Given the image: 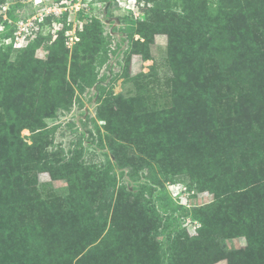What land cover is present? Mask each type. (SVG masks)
I'll return each mask as SVG.
<instances>
[{"label": "trees", "instance_id": "trees-1", "mask_svg": "<svg viewBox=\"0 0 264 264\" xmlns=\"http://www.w3.org/2000/svg\"><path fill=\"white\" fill-rule=\"evenodd\" d=\"M145 1L153 2V8L166 2ZM214 3L221 8L220 12H228V21L222 24L223 21L218 20L215 30L207 37L208 34L201 29L195 18V23L188 25V28L179 27L180 35L172 36L169 46L173 47L172 51L178 57L189 56L194 51H189L193 43L191 38L185 39V32L194 28L191 33L200 40L199 50L218 52L220 65L229 68L225 75L217 74L206 85H202L201 79L193 76L202 69L193 54V68H189L183 61L171 64L172 85L176 86L177 92L172 100L176 105L175 110L138 112L131 101L119 102L109 90L98 107L97 117L106 121L108 131L120 132L119 136L131 139V144L144 151V165L151 172L154 171L152 163L155 162L165 180L175 182L188 178L187 187L190 190L195 187L206 188L214 193L216 202L192 209L193 216L202 223L197 236L190 239L183 230L175 236L169 234L163 242L156 241L160 235L157 231L164 225L163 218L152 203L150 219L155 223L152 240H144L148 236L142 230H137L129 233L123 242L118 240L120 237H113V232H108L107 237L98 243L97 246L102 249H122L112 264H211L217 257H227L229 262L238 260V263L246 264L254 259L258 261V256L264 254V245L260 244V239L264 243V52H258V60L256 58L252 67L238 69L242 56L257 52L249 38V17L243 11L246 5H250L253 10L254 5L248 0H215ZM260 7L264 9V6ZM10 16L17 20L16 16ZM181 16L185 24L193 17L187 10ZM90 23L81 34L80 40L85 43L74 52L69 71V78L80 92L105 78H98L97 72L86 63L90 53L91 56L96 55L98 66H102L108 57L107 41L99 35V23ZM254 24L264 25V15ZM12 27V24L5 23V31L0 40L10 37ZM137 30L143 32L146 29L143 26ZM134 42L131 51L145 57L147 49L139 47L137 41ZM261 43L264 48V33L261 34ZM86 44L90 52L86 51ZM37 45L36 41L31 42L22 49L16 57L17 63L8 59L11 47L0 46V140L7 142L6 137L12 134L17 136L23 128L35 132L32 148L35 149L38 161L33 165L32 160L30 162L28 158H23L25 160L22 165L31 170L34 168L36 173L47 171L54 180H69V192L58 205H49L40 196H32L31 201L12 203L9 206L0 205V264H71V260L77 257L72 249L74 245L77 247L76 238L82 236L83 231L91 229L93 233V230H97L91 227L90 221L93 220L98 229L104 226L101 218H96L95 212H88L84 206L85 201L92 196L87 178L79 182L82 180L79 172H84L86 168L79 161L81 153L67 161H60L47 149L52 143L55 127L44 129L42 122L35 121L38 113L47 116L52 115L55 109H68L74 92L71 83L65 78V67L56 66L50 72L33 71L35 66L38 68L36 60L32 61ZM54 46L64 47V38L57 40ZM67 53V50H63L52 60L63 58L66 62ZM128 53L126 64L131 61ZM233 67L236 69L233 70ZM227 82L232 88L231 93L223 97L221 89ZM223 98L227 102L225 105ZM199 99H203V107L207 105L205 116L197 115L199 118L194 122L196 127L182 123V120L193 121L190 120L192 116H183ZM113 105L118 114L113 112ZM218 114L222 116L218 117ZM241 119L247 121L250 128ZM231 121L238 124L237 129L231 130ZM97 132L102 140L101 132ZM11 146L13 149L8 157L11 160L19 158V142L17 144L15 141ZM116 158L123 166L127 164L123 163L125 159ZM18 162L11 161L12 168ZM4 165L6 162L0 164V202L4 203L5 198L11 199L12 196L23 201L22 186L25 185H19L21 179L9 180L4 176ZM90 168H94L99 176L110 173L108 162ZM36 173L31 174L34 176L32 180H27L29 184L33 183L32 187H28L33 194L38 192L34 186ZM240 174L244 175L242 182L235 179ZM160 206L167 212L169 205ZM19 212L28 217L17 220L15 216H19ZM224 215L225 219L222 218ZM175 231L180 232L174 227ZM141 235H144V239L138 241ZM219 235H244L248 245L238 251H223L217 246ZM77 262L85 264L80 258Z\"/></svg>", "mask_w": 264, "mask_h": 264}, {"label": "rangeland", "instance_id": "rangeland-1", "mask_svg": "<svg viewBox=\"0 0 264 264\" xmlns=\"http://www.w3.org/2000/svg\"><path fill=\"white\" fill-rule=\"evenodd\" d=\"M214 1L166 0L164 4L154 8L153 2L145 0H4L0 2V36L5 31V23L13 26L10 37L0 40V46L11 47L8 59L17 63L15 60L17 55L22 52L21 50L36 41L38 45L34 50L32 61L36 60L38 68L35 66L33 71L38 73L41 70L42 72L48 70L50 72L56 66L65 67V78L71 83L74 91L68 109L58 108L52 115L47 116L38 113L36 115L38 119H35L36 122L44 124V129L55 127L52 143L47 149L55 154L60 161H67L81 153L79 161L86 168L84 172H79L82 179L79 182L85 181L87 178L90 186L88 190L92 196L91 199L85 201L84 206L88 212H95V217L101 218V221L104 222L103 228L98 229L94 225L95 222L91 220V227L97 230H93V233H91V229L87 232L83 231V235L76 238L77 247L75 248L76 245H74L72 249L77 257L71 260V264H79L77 262L79 258L85 264H112L122 249L117 247L115 250H108L97 246L103 238L107 237L108 232H113V237H120L118 240L123 242V239H126L132 231L142 230V233L148 238L144 239V235H141L138 237V241L140 239L152 240L155 232V223L150 219L152 203L158 208L156 211L164 222V225L157 231L160 235L156 241L163 242L169 234L175 236L182 233L183 230L190 239L199 234L202 223L193 216L192 209L213 203L216 197L214 193L206 188L195 187L190 190L187 187L188 178L175 182L165 180L155 162L152 163L154 171L151 172L146 164L144 165L143 159L146 157L144 151L131 144V139L119 136L120 132L111 133L108 131L105 125L106 121L97 117V110L109 90L113 96L117 97V101H131L133 108L138 112L148 110L161 113L162 111L175 110L176 105L172 100L177 92H175L176 86L172 85L171 64L183 61L189 68H193L195 67L191 59L193 54L199 61L200 67L202 66L200 72L193 76L200 78L203 82L202 85H206L217 74L224 73L225 75L229 68L220 65L218 52H212V49V51L199 50L200 40L191 33L194 28L185 32L187 36L185 39L191 38L193 43V47L189 51H194L190 52L189 56L178 57L172 51L173 47L169 46L171 37L180 35L179 27L188 28V25L194 24L197 20L201 29L209 37L215 30L218 20H222V24L224 21H228V12H220L221 8ZM248 1L254 5L253 10L250 9V5H246L243 11L244 15L249 17V33L251 35L249 38L253 41L257 52L247 57L242 56L243 59L237 65L240 66L238 69L252 67L256 58L258 60V52H264L261 43V34L264 32H260L261 28L264 29V25L254 24L264 15V9L260 7V5L264 6V0ZM184 10L191 12L193 16L186 24L182 22L183 17L181 16ZM10 14L16 16L17 20H13ZM91 21L99 23L101 28L99 35L107 41L108 57L102 66H98L96 55L91 56L90 53L86 63L88 67H91V70L97 72L98 78L102 76L105 78L100 83L88 86L83 92H80L76 84L72 83L69 78V71L74 52L85 43L80 40L81 34L85 31L86 26L91 24ZM143 26L145 31L137 30ZM16 36H18L17 39ZM62 38H64L65 48L63 46L55 47L56 41L62 40ZM134 41H137L136 44L139 47L147 49L145 57L131 51ZM86 46V51L90 52L89 45L86 44ZM63 50L68 51L66 62L63 61V58L52 60L57 53L60 54ZM127 52L129 55L133 52L128 64H126ZM79 57L82 59V56ZM235 69L236 67H233V70ZM231 89L227 82L221 89L223 97L229 96ZM194 92L198 93V91ZM223 100L225 105L227 102L224 98ZM202 104H205L203 99L194 103L191 106L192 109L183 116L184 118L192 116L190 120L193 121L182 120V123L196 127L194 122L199 118L197 115L205 116L207 105L203 107ZM226 106L228 108V104ZM112 110L118 114L114 105ZM221 116L222 114H218V117ZM241 120L244 121V119ZM244 122L245 126L250 128L249 123ZM230 125L231 130L238 127L235 121H231ZM97 130L101 132L102 140L99 139ZM6 138L7 142L0 140V164L6 162L4 165L6 170L3 171V174L9 180L21 179L19 185H25V187L22 186L24 189L21 197L23 201H18L16 197L12 196L11 199L5 198L6 202H0V205L7 204L9 206L12 203L31 201L32 196L46 199L43 201L49 205H58L69 192V180H54L47 171L36 173L34 168L33 171L22 165L25 160L23 158H28L30 162L32 160L33 165L38 161L35 149L32 148L36 138L35 132L29 128H23L17 133V136L12 134ZM15 141L17 144L19 142L17 153L20 157L11 160L8 153L13 149L11 145ZM116 156L122 160L125 159L123 163L127 162V164L123 166L122 162L119 160L117 162ZM11 161L19 162L12 168ZM106 162H108L110 170L107 176H99L94 168H90L94 165L100 167ZM33 173H36L34 186L38 191L35 194L28 189L29 185L31 187L33 185L32 182L28 183L33 179L34 176L31 175ZM243 178V174L235 177L239 182H242ZM160 204L169 205L167 212L161 209ZM18 215L15 216L17 220L28 217L23 212H19ZM222 218L225 219V215ZM174 227L180 232H173ZM261 241L262 239H260V244L264 245ZM134 242L135 245H138L136 241ZM217 243L218 248L223 251H238L247 247L248 239L244 235L232 237L219 235ZM262 252L264 253V249ZM258 257V261L254 259V261H247L246 264H264V254ZM211 264L240 263L238 260L229 262L227 257H217Z\"/></svg>", "mask_w": 264, "mask_h": 264}, {"label": "built area", "instance_id": "built-area-1", "mask_svg": "<svg viewBox=\"0 0 264 264\" xmlns=\"http://www.w3.org/2000/svg\"><path fill=\"white\" fill-rule=\"evenodd\" d=\"M18 38V36H16V39ZM10 43V42H9Z\"/></svg>", "mask_w": 264, "mask_h": 264}]
</instances>
